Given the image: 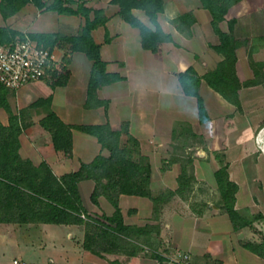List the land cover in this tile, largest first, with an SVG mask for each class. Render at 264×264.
<instances>
[{"label":"crops","instance_id":"1","mask_svg":"<svg viewBox=\"0 0 264 264\" xmlns=\"http://www.w3.org/2000/svg\"><path fill=\"white\" fill-rule=\"evenodd\" d=\"M85 1L87 5L103 8L108 16L106 24L96 27L92 34L101 45L107 71L117 72L122 78L98 89L99 97L109 100L107 108L87 107L93 61L83 51H71L65 84L53 86L51 81L39 79L17 90L8 88L6 98L11 109L21 113L22 121L30 122L20 134L21 155L36 165L46 161L57 175H62L78 169L82 161L89 162L100 152L109 154L95 135L78 128H73L71 155L56 149L51 131L40 123L49 108L30 106L39 97L51 96L50 108L68 123L109 121L116 129L127 123L129 132L140 141L142 154L152 164L150 187L154 195L176 190L184 167L191 175L188 188L172 194L157 213L149 196L120 195L119 204L126 223L160 225V232H153L150 241L144 240L143 245L152 247L151 241L157 237L158 249L168 257L165 264H179L171 255L176 253H188L192 264L215 261L264 264V257L245 245L264 240V81L239 89L242 107L238 109L201 78L197 88L208 114L207 120H201L198 97L185 92L179 74L193 66L202 76L224 58L212 46L220 38L212 26V14L201 0H165L158 20L173 40L161 42L156 51L144 47L139 27L122 17L118 4L112 0ZM188 11L195 17L191 24L174 20ZM133 12L153 26L145 10L133 8ZM84 20L81 14L40 9L33 2L22 4L7 15L0 8V25L24 32L77 34ZM241 24L237 17L234 32L245 39L248 35L242 33ZM220 26L228 30L227 19ZM259 39H264V33ZM250 52L261 62L260 69L264 72V42L255 47L245 43L237 49L236 68L242 81L255 76ZM0 120L5 125L10 121V113L3 105H0ZM127 137V133L122 135L123 142ZM223 164H227L230 178L238 184L235 206L250 219L238 229L222 208L215 178L216 169ZM94 186L95 181L90 178L79 182L87 209L84 193L91 198ZM98 200L100 205L95 206L99 211L114 212L115 207L106 195L101 194ZM103 205L109 206L108 212L101 208ZM77 229L79 232L74 234ZM83 239L84 231L78 224L3 221L0 222V264L4 248L11 246L17 248L13 264H17L15 259L26 264H112L109 258L85 249ZM112 253L111 259H119L124 264H159L144 250L124 260V255Z\"/></svg>","mask_w":264,"mask_h":264},{"label":"trees","instance_id":"2","mask_svg":"<svg viewBox=\"0 0 264 264\" xmlns=\"http://www.w3.org/2000/svg\"><path fill=\"white\" fill-rule=\"evenodd\" d=\"M239 0H201L203 6L212 14V26L218 34L220 42L212 45L215 50L224 54L214 68L200 76L193 66L179 74L184 90L198 97L201 120H207L208 114L202 97L198 92V84L204 78L213 88L225 98L234 103L238 109L242 104L239 89L264 81V72L260 69L261 62L256 61L249 53L250 64L254 70L253 78L242 81L237 73V49L247 43L235 32L236 17H227L230 7ZM33 2L40 9H53L62 13H75L84 16L77 34L62 32H24L7 25H0V43L8 44L17 38L30 36L43 46H69L70 51H83L92 59L87 86V107L109 105L108 99L100 98L98 89L120 80L117 72L106 69V61L101 56V45L96 42L92 31L99 25L106 24L108 16L103 8L86 4L85 0H0V8L4 15L18 10L22 4ZM118 4L119 13L134 26L139 27L144 47L156 51L161 42L173 40L171 33L166 32L159 20V12L164 10L165 0H112ZM133 8L145 10L153 26L146 24L134 12ZM227 19L228 30L220 26ZM175 21L194 22L193 12L182 13ZM106 41L110 36L106 33ZM69 61V58H66ZM53 86L63 85L68 80V71L57 73L50 77ZM7 87L0 81V105L5 106L10 113V121L5 125L0 120V222H50L58 224H84L83 247L88 251L107 258V253L125 251L135 252V247L144 240L150 241L153 232H160L159 224L145 225L126 223L119 204L120 195L137 194L149 196L154 200V211L157 213L169 197L182 192L190 185L191 176L187 168H183L178 176L179 186L176 190H168L153 194L150 187L152 164L148 156L142 154L140 141L129 132L128 124L121 128H113L109 121L103 123L73 124L64 121L60 115L50 108L52 97H39L30 106L44 105L48 112L40 119L43 127L50 130L56 149L64 150L71 155L73 149V128L95 135L103 148L109 154L100 152L91 161H82L76 170L57 175L50 164L42 161L36 165L30 158L20 153V134L30 122L21 120V113L14 112L6 98ZM127 133V141L122 135ZM93 179L94 189L91 199L99 203L101 194L114 205L112 214L94 215L88 212L83 204L79 182L83 179ZM215 178L221 193L222 208L229 214L236 229L248 224L250 219L243 215L235 206L238 184L233 181L228 172L227 164L215 171ZM84 213L87 217H83ZM245 245L264 257V240L260 243L246 242ZM133 247V250L129 249ZM152 256L160 264H165L168 257L160 252ZM112 264H123L119 259H110ZM210 264H223L215 261Z\"/></svg>","mask_w":264,"mask_h":264},{"label":"built area","instance_id":"3","mask_svg":"<svg viewBox=\"0 0 264 264\" xmlns=\"http://www.w3.org/2000/svg\"><path fill=\"white\" fill-rule=\"evenodd\" d=\"M66 69L67 61L58 53L57 46H43L30 36L8 44L0 43V81L9 89L17 90L32 81L50 77L55 71L66 72ZM82 216L87 217L84 213ZM178 256L175 260L180 264H192L188 253ZM14 261L26 264L18 259Z\"/></svg>","mask_w":264,"mask_h":264},{"label":"rangeland","instance_id":"4","mask_svg":"<svg viewBox=\"0 0 264 264\" xmlns=\"http://www.w3.org/2000/svg\"><path fill=\"white\" fill-rule=\"evenodd\" d=\"M231 7H232L231 12L228 14L229 18L230 17H236V18L239 17L240 18V20L242 22L241 26L243 28L242 33L244 35H248V36H245L246 37L245 39L247 40V44L251 47H255V45H258V43L264 42V39H259L260 35H262V33H264V0H239L238 2L233 4ZM57 50H58V53L64 57V59L70 57L69 54L71 53V51L69 50V46L57 45ZM67 64H68V62H67ZM45 79L50 81L52 78L47 77ZM200 144H201V146H203L204 140H202ZM191 151H194V150H191ZM188 173H190V172H188ZM84 203L86 204V206H88L87 210L95 213L96 215L104 213V212L99 211L97 209V207L95 206L96 203H94L92 201V199L89 198V195H87L86 193H84ZM103 206L104 207L101 206V208H103V210L108 212L109 206H105V205H103ZM78 227L81 228L83 231L85 229L84 224H78ZM78 232H79V230L77 229V232L74 231V234H76ZM59 233L60 232L57 231V234H59ZM155 238L156 239L154 241H151V243L154 244V245H152V247L148 246V245H146L148 248L145 247V245H143L144 244L143 243L144 241H143L142 243L139 242L138 246L135 247L136 250L133 254H130V253L125 252V251H119L117 253L120 255H124V258H123V260H124L128 256L136 255L138 253H141L142 250H144V253L147 256L154 258L152 256V253L153 252H160V250L158 249L159 246L156 245V244H158V238L157 237H155ZM131 250H133V247H131L129 249V251H131ZM3 251L5 254H3V256H2V264H13V257L16 255L17 248L14 246L5 247ZM179 254H181V253H176V254H171V255H172V258L175 259V258L179 257L178 256ZM106 255H107V258L111 259L112 258L111 256H113V253L110 252V253H107ZM158 263H159V261H158Z\"/></svg>","mask_w":264,"mask_h":264}]
</instances>
